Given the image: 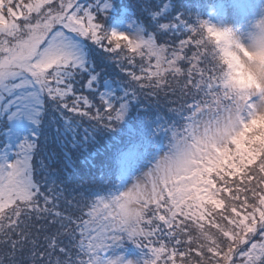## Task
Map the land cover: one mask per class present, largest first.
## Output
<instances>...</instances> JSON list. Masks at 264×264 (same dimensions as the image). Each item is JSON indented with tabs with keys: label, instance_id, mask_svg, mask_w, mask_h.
Returning a JSON list of instances; mask_svg holds the SVG:
<instances>
[{
	"label": "snow or ice",
	"instance_id": "1",
	"mask_svg": "<svg viewBox=\"0 0 264 264\" xmlns=\"http://www.w3.org/2000/svg\"><path fill=\"white\" fill-rule=\"evenodd\" d=\"M221 33L182 0H0V264H139L107 255L125 241L142 264H264V88L221 75ZM161 93L152 138L70 188L74 157Z\"/></svg>",
	"mask_w": 264,
	"mask_h": 264
},
{
	"label": "clouds",
	"instance_id": "2",
	"mask_svg": "<svg viewBox=\"0 0 264 264\" xmlns=\"http://www.w3.org/2000/svg\"><path fill=\"white\" fill-rule=\"evenodd\" d=\"M219 28L226 29L227 34L213 35L209 40L221 75L229 73L225 78L236 91L256 93L264 88V33L257 27L250 35H242L230 26ZM249 127L264 137V107Z\"/></svg>",
	"mask_w": 264,
	"mask_h": 264
},
{
	"label": "trees",
	"instance_id": "3",
	"mask_svg": "<svg viewBox=\"0 0 264 264\" xmlns=\"http://www.w3.org/2000/svg\"><path fill=\"white\" fill-rule=\"evenodd\" d=\"M202 0H182L185 9L192 13H199L202 17L200 8L197 7L196 2ZM112 18L109 17L107 22L110 24ZM115 79V77H113ZM161 98H163V102H159V107L156 105L155 100H152V103H149L146 100H142L140 102H133V106L131 107V112H129L125 118V121L122 122L119 128L115 131H109L105 133L103 136L102 144L96 149L93 150L92 156L89 159L74 158V169L71 175L64 173L62 174V178H68L71 183L69 187L78 183L80 179H88L89 172L94 171L93 165L100 164L105 156L107 155L106 149H114L117 146L122 144H127L132 142L133 140H138L143 133L139 130L141 125H144L148 128V130H152L154 127V122L156 121L157 115H163L167 112L168 107H175L174 104H169L170 100H175V96L169 95L165 97L163 93H161ZM59 183V180H57ZM69 199H71V195L68 192L64 193ZM74 195V193L72 194Z\"/></svg>",
	"mask_w": 264,
	"mask_h": 264
},
{
	"label": "rangeland",
	"instance_id": "4",
	"mask_svg": "<svg viewBox=\"0 0 264 264\" xmlns=\"http://www.w3.org/2000/svg\"><path fill=\"white\" fill-rule=\"evenodd\" d=\"M125 2H131V0H125ZM229 10L230 9L227 6H223L221 9L220 15L212 23L218 27L230 26L231 28L238 31L242 35H250L256 29L257 23L261 20H264V0H262L260 6L256 7L255 9H251V11L248 14L249 19L244 21V22L239 21L238 18L234 14H230ZM122 27L123 26L120 24H116L114 26V28H122ZM113 77H115V79H118V76H116V75H114ZM158 99H159V102H163V98H161V94H160ZM142 100H143V98H140L137 101L140 102ZM153 100H155V99H153ZM155 102H156V100H155ZM129 112H131V108H130ZM105 133L106 132L99 134V136H98L99 143L97 144L96 147H99L102 144V142H103L102 139H103V136H105ZM159 136H160V139L162 142V146H165L166 139H165L163 133L162 132L159 133ZM74 158H76V157H74ZM152 159H153L152 156H147L145 158V160L141 164H139V166L137 167V170L132 173V176H138L144 170H146L150 166ZM132 176H130V178H129V181L127 183L128 185H130L133 182ZM125 245L135 247L138 250V252L140 253V255L136 254V252L132 253L133 248L131 250L125 249V247H124ZM107 255L111 256V257L122 256L125 260H131L134 262H139V264H142L143 259H146L148 254H147L146 250H142L141 248L137 247L135 244H133L129 241H125L121 246L114 247L113 249H111L107 253Z\"/></svg>",
	"mask_w": 264,
	"mask_h": 264
}]
</instances>
